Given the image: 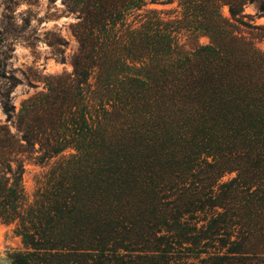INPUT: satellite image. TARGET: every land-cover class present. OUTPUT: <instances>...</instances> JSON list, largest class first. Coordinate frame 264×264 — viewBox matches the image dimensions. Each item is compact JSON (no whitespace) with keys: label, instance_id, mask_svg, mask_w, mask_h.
<instances>
[{"label":"trees","instance_id":"obj_1","mask_svg":"<svg viewBox=\"0 0 264 264\" xmlns=\"http://www.w3.org/2000/svg\"><path fill=\"white\" fill-rule=\"evenodd\" d=\"M246 2L264 13V0H177L180 16L149 11L134 27L146 0H63L77 18L71 72L17 112L0 37L14 127L0 128V224L25 248L11 264H169L183 248L204 249V264H264V28H239ZM182 30L208 43L186 49ZM67 144L76 154L25 205L21 158L42 163Z\"/></svg>","mask_w":264,"mask_h":264},{"label":"rangeland","instance_id":"obj_2","mask_svg":"<svg viewBox=\"0 0 264 264\" xmlns=\"http://www.w3.org/2000/svg\"><path fill=\"white\" fill-rule=\"evenodd\" d=\"M155 11V15L163 19L180 16L177 0H157L146 3L127 17V22L139 27L146 18L143 16ZM219 11L225 18H229L226 4L220 6ZM241 18L245 25H238L242 31H248L247 25L264 28V13L257 10L255 2H246L242 8ZM76 12L68 11L63 0H0V37L3 38L2 50L7 57L6 70L10 71L20 81L11 91V102L17 112L21 103L39 91L45 90L51 76L61 73L69 74L72 66L70 58L76 50L77 43L72 33V26L76 22ZM191 36L189 32L180 31L178 38L186 43L189 49L190 38L199 44L208 43V37L201 34ZM256 45L264 52V38L254 39ZM89 82H93L89 77ZM90 103H88L89 105ZM90 113H93V110ZM7 127L10 134L14 132L13 123L6 121V116L0 107V128ZM3 131L0 130V138ZM76 154L71 144H67L57 155L45 159L42 163L21 158L23 173L21 184L24 192V204H32L36 200L38 189L43 177L58 163L70 155ZM235 172L225 173L220 181L229 180ZM20 235L15 231L14 223L0 224V264H11L10 256L17 251L24 250ZM183 248L175 250L169 256V264H204L208 254L200 249ZM210 251V250H208ZM179 258V259H176Z\"/></svg>","mask_w":264,"mask_h":264}]
</instances>
